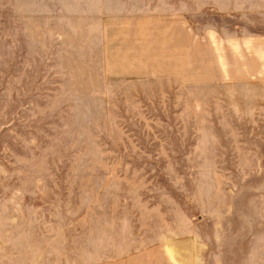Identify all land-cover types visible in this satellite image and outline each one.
Masks as SVG:
<instances>
[{
	"label": "rangeland",
	"instance_id": "rangeland-1",
	"mask_svg": "<svg viewBox=\"0 0 264 264\" xmlns=\"http://www.w3.org/2000/svg\"><path fill=\"white\" fill-rule=\"evenodd\" d=\"M170 10L0 0V264H264V80L230 40L264 18L193 9L175 48Z\"/></svg>",
	"mask_w": 264,
	"mask_h": 264
},
{
	"label": "crops",
	"instance_id": "crops-1",
	"mask_svg": "<svg viewBox=\"0 0 264 264\" xmlns=\"http://www.w3.org/2000/svg\"><path fill=\"white\" fill-rule=\"evenodd\" d=\"M171 2V10L169 14V32L170 43L174 45L176 48L177 45L183 40L188 39V34L190 29L187 28L189 21H187V17L190 16V13L193 9H209L212 12L217 13L218 15L224 14H249L254 15L257 14L264 18V0H169ZM184 9V11H183ZM153 16L147 15H134L130 16L128 13H124V33L134 34V37L130 36V40H134L136 42L139 41V35H146V39H142L143 42L151 41V35L153 33H160L161 29L158 27V22L156 24L153 23V20L150 18ZM150 19V20H147ZM149 21L148 24L145 22ZM264 24V20H263ZM160 25V24H159ZM157 26V27H155ZM156 28L154 32L152 28ZM148 35V36H147ZM217 43H220L221 46H224L225 36L220 37L218 33H216ZM214 37V36H212ZM229 38V37H228ZM227 38V39H228ZM129 39V38H127ZM191 39V37H190ZM230 39V38H229ZM232 52L234 57L236 58V65L241 61L237 60V57H240V53L242 47H247L248 56L250 57V66H254L249 70L247 77L250 81H262L264 80V33L263 34H253L248 33L244 35L243 38L238 34H232ZM125 44H128L125 42ZM153 43L151 44V46ZM129 46V44H128ZM150 46V47H151ZM131 47V45H130ZM149 47V48H150ZM134 48V46H132ZM177 53H175L176 55ZM130 56H137L136 53L129 52ZM219 57L223 58V55L219 54ZM222 65L225 64L223 60H220ZM141 65V64H140ZM142 67V66H140Z\"/></svg>",
	"mask_w": 264,
	"mask_h": 264
}]
</instances>
